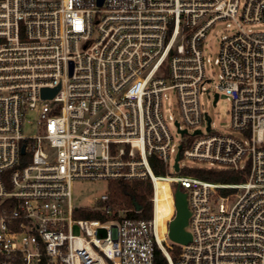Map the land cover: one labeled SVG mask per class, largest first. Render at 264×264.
I'll use <instances>...</instances> for the list:
<instances>
[{
  "label": "built area",
  "instance_id": "built-area-1",
  "mask_svg": "<svg viewBox=\"0 0 264 264\" xmlns=\"http://www.w3.org/2000/svg\"><path fill=\"white\" fill-rule=\"evenodd\" d=\"M227 19L211 84L203 45ZM262 23L264 0H0V264H155L156 249L169 264H264V32L245 28ZM202 95L228 96L241 137L212 129ZM183 158L243 180L189 176ZM76 180L147 181L152 216L103 194L101 220L76 219ZM177 186L188 245L169 238Z\"/></svg>",
  "mask_w": 264,
  "mask_h": 264
},
{
  "label": "rangeland",
  "instance_id": "rangeland-1",
  "mask_svg": "<svg viewBox=\"0 0 264 264\" xmlns=\"http://www.w3.org/2000/svg\"><path fill=\"white\" fill-rule=\"evenodd\" d=\"M246 0H240L241 7L244 6ZM247 30H252L255 32H264V23L262 24H252L245 26ZM236 22L230 19L220 20L210 29L207 38L204 41L203 50L205 56V69L206 73L210 79H212L211 84H215L219 81L221 70L216 64V59L220 55V47L223 38L226 35H230L236 32ZM177 97L175 93L169 92L167 94V99L164 101V112L166 115L178 116L177 110ZM202 104L204 105L205 111L209 113L212 119V129L224 134H232L237 137H241L239 132L232 130L231 128V101L228 96L221 95L220 101L215 106L213 101L208 99L207 95H202ZM28 133H34L31 130L30 125L26 126ZM174 136L179 142V136L174 131ZM176 155V154H175ZM181 165L185 167L184 173L189 176L197 177L196 171L200 168L210 169L212 166L208 163L198 162L192 159L183 158L181 160ZM227 173H224V183H235L238 181V172L232 171L230 169ZM174 173V169L170 170V173ZM132 183V182H131ZM223 183V182H222ZM114 182L107 181H91V180H76L73 184V200L78 208L81 210L77 212L76 219H93L101 217L95 216L91 211L95 207H100L101 205L97 203L96 200L100 199L103 194H113L112 185ZM114 198V199H113ZM112 198V203L120 204L115 197ZM103 221V218H102ZM75 234H81L78 227L74 229Z\"/></svg>",
  "mask_w": 264,
  "mask_h": 264
},
{
  "label": "trees",
  "instance_id": "trees-1",
  "mask_svg": "<svg viewBox=\"0 0 264 264\" xmlns=\"http://www.w3.org/2000/svg\"><path fill=\"white\" fill-rule=\"evenodd\" d=\"M158 159L154 157L152 159V166L154 168V172L157 174H165V169H159L157 166ZM228 170L226 169H207V168H200L196 171L197 177L213 181V182H223L225 180L224 173H227ZM238 175V181L235 183H239L243 180V177L239 174ZM113 194L111 197H115L116 200L122 205L124 202H126L127 206L130 207L132 198H134L140 205H141V213L135 215L136 218L139 219H149L152 216V205L149 201V196L152 193V187L151 184L147 181H134L132 183L125 182V181H116L112 185ZM114 199V198H113ZM173 211V205L172 202L169 200V202L166 204V207L163 212V216H169ZM181 251V246L172 244L170 248V253L172 255V258L174 262L177 261V257ZM155 264H169L167 258L163 255V253L156 249L155 252Z\"/></svg>",
  "mask_w": 264,
  "mask_h": 264
},
{
  "label": "water",
  "instance_id": "water-1",
  "mask_svg": "<svg viewBox=\"0 0 264 264\" xmlns=\"http://www.w3.org/2000/svg\"><path fill=\"white\" fill-rule=\"evenodd\" d=\"M104 0H98V5L102 6ZM71 63V70H72ZM60 87L55 89L43 88L41 90V97L44 99H51L55 96ZM210 125V120H209ZM24 152V148L22 149ZM180 155H177L175 169L178 170V161ZM176 215L175 218L170 222L169 225V238L172 242L180 245H188L192 241V236L190 232L187 231V226L189 224L190 211L188 208L187 194L183 192L179 186L176 187L174 193ZM132 202L137 210H140L141 205L133 198Z\"/></svg>",
  "mask_w": 264,
  "mask_h": 264
},
{
  "label": "bare ground",
  "instance_id": "bare-ground-1",
  "mask_svg": "<svg viewBox=\"0 0 264 264\" xmlns=\"http://www.w3.org/2000/svg\"><path fill=\"white\" fill-rule=\"evenodd\" d=\"M169 202V199L168 200H165L162 205H160L159 207V211L161 212L162 216H163V212H164V209L166 207V204ZM173 212V211H172Z\"/></svg>",
  "mask_w": 264,
  "mask_h": 264
}]
</instances>
